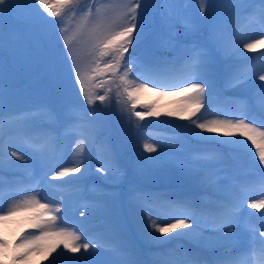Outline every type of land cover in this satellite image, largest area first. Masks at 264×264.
I'll return each instance as SVG.
<instances>
[{"label": "rangeland", "instance_id": "rangeland-1", "mask_svg": "<svg viewBox=\"0 0 264 264\" xmlns=\"http://www.w3.org/2000/svg\"><path fill=\"white\" fill-rule=\"evenodd\" d=\"M52 2H54V0H49V3ZM55 2H62V0H55ZM97 2L99 3L100 0H97ZM104 3L105 10L102 14L104 15L105 19L99 22L98 31H103L104 28L112 22H115L114 27L117 29L122 27L124 20H119L118 12L120 9H122V5L127 3V0H104ZM213 5L217 6V11H215V7L213 10L211 9ZM86 6L87 0H82V4L74 16L67 18L62 17V19H65V26L67 27L66 35L69 37H71L77 31L78 25L82 19L81 9ZM253 7L257 9L259 8L255 6L254 0H210V2L207 4L206 13H201L199 11L200 0H190L187 3V7L179 10L178 12L182 18L185 17V20L189 22H195L203 15L208 16L209 21L216 26L217 31L222 35L223 40L230 50V55H225L221 50H219V53L223 54L226 59L247 58L244 62L238 64L237 68H230L225 72L227 75L225 81L226 88L232 91H243L249 93L253 92L255 96L259 97L261 92L260 86L264 85V81L259 79L261 75H264V61L258 58L264 56V46L257 45L253 51H248L243 47V45L246 43L264 39V28H262L259 23L245 22V16L247 13L252 11ZM56 20L57 18L49 16L47 12H45L38 4L34 3L33 0H15L14 5L9 9V11L5 13L2 20L5 47L6 51L11 50L14 56L10 71L6 74L5 88H13L10 83L15 81L22 82V85L25 83L31 85L28 79L29 74L31 72H39V69L41 68L44 70L43 65L50 62V60L54 57L56 66L60 65L63 67V69L59 71L62 84L65 85L66 89H68V86H70V89L73 88V91L67 95L66 100H81L79 102L85 103L86 105L85 112L89 113L88 111L90 105L87 104L85 98L81 94L79 85L75 82L74 76L70 74L71 59L67 49L64 47L63 39L60 36L58 28L55 24ZM96 25L97 18L94 14L93 17L90 18L88 28L92 29L93 27H96ZM167 28L169 30L171 29L170 24L167 25ZM205 29L208 30L206 27ZM176 32L179 33L177 30ZM195 34L189 36V39H198L212 42V40L203 37L201 33L196 36ZM185 46L186 45L180 40V47L183 48ZM130 47H138V52L136 55L140 57L139 61L142 59H150L163 62L162 64L165 66L158 68L159 71H163L164 73L170 71V77L176 80L172 85H165L163 83H160L162 84L160 85L159 82L152 81L148 77L149 75L145 76L143 74V68L146 67L147 69L148 67H151V65L144 64V62L136 63V61L129 65L131 70L129 72L128 79L131 80L134 77H139V79L136 80L137 84L147 81V87L137 92L133 97V99L136 101V105L143 107L144 104L152 100V106L157 107V105H160L156 110L155 108L153 109V111L159 113V115L145 116L143 120H139L138 117L132 115L134 110L131 107V102L128 100L127 95L123 92V86L118 87V85H120L118 77L124 71L123 64L121 65L120 73H117L115 77L111 74V72L106 73L104 76H98L96 80L92 81L91 83L94 85L102 83V86L96 88L94 85H92L93 87L90 86L91 90L95 95H103L107 93L108 98L103 103H101L99 100H96L94 104L98 105L96 106L97 112H95V110H91V113L89 114L92 120L99 118V121L102 125L100 128V133L104 134V143H102L100 146L99 144L95 146V160L93 158V163L91 164L90 168H88V166L86 167V159H88L86 157L88 152H80L77 147V145L81 144L82 142L83 149L85 151L89 150L90 148L89 141L84 140L81 137L79 130L80 128H78V119H80L82 109L79 108L69 110L68 113L72 115L65 119V122L71 127L67 130L66 136L69 139L67 144L71 150H66L62 156V162L60 165H64L59 169V171L66 167L78 165L81 168V171L77 175L86 174L92 169L109 182L110 180L113 183H117L116 181L119 180V182L122 181V178L117 179L112 177L115 173L112 169H117V164H114V162L128 163L125 160L130 159V151L132 148L130 145H128L124 147V150L120 148L115 149L110 141L109 143H105L106 140L113 141L112 137H114V135L112 132L115 130L116 125H118L119 120H121V118H119L118 120L114 121L111 116V104L115 103L114 97H117V101H119L116 106L120 107L122 111L128 109L130 115L129 119L137 123L139 126L140 123H153V121H160L165 125L173 124L174 117L179 119L180 116L168 115L167 113H179L182 110L188 108L187 100L190 95H193V93H182L180 91L182 80H187V70L184 68V62L180 58L178 50L174 46L171 48L168 44V40L163 39L162 37L159 39H149L142 37L139 43H137L135 40L133 47ZM72 49L76 53L78 62L81 66V72L85 75L92 72V69L96 67L97 61H99L100 66L103 67L105 63L111 61L112 59L110 56L100 58L97 55L98 50L93 48L92 41L88 39L87 35L83 37L77 35L76 39L73 41ZM169 51L172 55L169 53ZM255 51L257 52L252 58H250L249 56ZM217 71V61L214 60V63L209 66L208 72L206 74H202L201 76V79L205 81V83L202 85L206 89L204 94L205 107L200 109V111L195 116V119L204 117L205 113H207L206 119H234L240 118L241 115L247 116L246 114L251 111V107L248 106L249 102H246L245 106L242 107V112L238 117L227 116L224 112L219 111L218 106H221V98L220 100L219 98H211L209 94L210 90L207 88L209 83L215 87V81L218 76ZM235 74L245 75L247 77L246 81L237 86H233L231 83H229V81ZM33 77L37 78V83L46 85L43 73ZM109 80H111L112 83H104L105 81ZM33 84H35V82ZM183 86L187 87L190 86V84L185 83ZM223 87L224 85L221 84L220 93L222 92ZM108 88H111L110 92L107 91ZM252 88L256 90L257 95ZM17 90L22 94L23 97L27 96L28 93L30 96H32L33 93L31 90L29 91V88H27L26 92L19 88ZM50 91L53 94L58 93L57 91L53 92L51 89ZM33 95H35L38 99L45 98L44 94H42L40 91L33 93ZM11 103L12 101L10 99L9 92L6 91L2 106L4 114H6L8 109L11 108ZM209 105H211L210 109ZM260 110L262 113H264V109H261L260 107ZM140 112H147V110L143 111L142 109ZM37 116L39 117L40 115ZM48 122L50 123V121ZM120 125L125 126L126 124L120 123ZM125 127H127L126 131L129 134L135 133L130 131L129 128L133 129L131 126H129V128L128 126ZM193 132H195L196 135L201 138L217 137L222 141L244 139L238 135L225 136L224 130L205 132L194 127ZM140 138L143 140L142 137ZM156 140L158 139L152 138L148 134L144 138L145 142L151 143L157 147V151L154 153L159 158L160 162H162L164 158H174L176 157L175 155L179 156L181 154L179 153L180 151L176 150L174 147H165L163 143L156 142ZM15 142H18L15 134H13L11 137L5 136V150H7L6 154L10 155L11 151H16L23 157V159L17 160L12 156L11 159L8 160L4 158V163L2 165L3 168L25 169L28 170L29 173L33 174L34 170L38 171L39 166L48 163V159L44 160V162L41 159H36L39 153L34 150L30 152L28 150L26 151L17 148L14 145ZM180 143L182 144L183 141L180 140ZM185 145L188 149L192 150L189 143H185ZM108 151H110V155L113 156L114 160L107 161L106 165H104L102 162L101 164L100 157ZM250 151L251 154L247 151H231V153L235 155L234 159L242 162L239 166L243 167V171L249 176L248 178L244 179V181L240 182L234 180V173L227 171L228 162L223 160L222 157H218L217 155L215 157H203V159L208 163L210 171L215 173L220 178V187L214 190L222 191L226 194H230L231 196L235 195L238 198L239 207L241 210L239 212L238 221L235 224L233 231L229 234L235 237L238 241V244L235 248V252L237 254L246 252L250 247L251 240L257 239L260 242L264 240V235L260 234L264 232V208L254 209L248 207V204L252 202L264 200V164H260L258 162V156L254 155L256 152L255 146H253ZM126 152L128 154H126ZM164 163L165 167L168 168V171L173 173L171 171L172 165H169L168 162ZM161 164L162 167H164L163 163ZM59 171H57V173ZM40 184L41 188L48 190L49 194L47 196L40 193L42 190L41 188L30 189L28 192L23 191L18 194H9L5 196V204L3 207L7 209L9 204L12 202H18L23 199L35 197L36 199L40 200L41 203H48L52 208L59 207L60 209H66L65 211L74 209L72 201L68 200L67 195L65 196L61 193L49 191L45 178L41 180ZM241 187L243 188L242 190ZM77 205V208H75L78 214L84 216L85 218H88L87 216H91V208L86 202H83L82 200ZM55 216L57 219L52 226L54 229L63 227L68 231L75 230L74 227H71L68 222L64 221L63 219L61 220L58 217L59 212L55 213ZM108 218L111 221V226L101 230L100 232L105 233L108 231L115 235L116 242L126 245L134 253L135 259L139 262V264H144L142 258L146 257L145 253L143 251L140 252L139 248L132 244L131 241L130 243H127L124 239L126 237L124 233H122V241L117 225L119 216L114 213H110L108 214ZM131 218L132 217L129 219ZM162 219H167V217L162 215ZM49 220H51V216L46 214L45 209L29 208L10 217L6 223L0 224V235L11 236L12 238V246L7 241L9 245V256L3 261V264H12L13 253L19 256L24 252H31V255H29L28 259L24 261L23 264H54V262L55 264H114V258L104 249H97L96 251H93V248L90 246L88 253H85L83 249H81V252L79 253H72L63 247V244L57 237H46L45 239L41 240L38 245H28L27 247L19 249L16 247L25 238H31L33 235L40 234V229L33 227L34 224ZM81 220L79 223H81ZM172 222H174V220ZM189 223H191V221H189ZM25 228H33L35 230H30L28 233L22 232ZM92 228V224L88 225V230ZM188 231H190L188 228H178L170 233H156V235L160 237V241L168 239L170 240L173 238V235ZM131 232L132 231L130 229L128 232V237L133 236ZM77 234L82 235L78 232ZM205 234L208 235L209 233L206 232ZM18 235L20 237L16 239V236ZM212 235H214V233H212ZM134 236L146 241L143 236L140 235V233H136ZM83 242L84 241L82 240L79 241V243ZM148 242L153 243L151 241ZM37 247L40 249V251H31ZM53 248H55L54 251L52 250ZM185 253H191L195 255L190 250H185L184 254ZM184 254L183 256L180 254H175L171 257V259H166L162 255H157V262L151 264H158V262L165 260H168L170 264H178V262L183 259ZM215 254L216 253L213 255L215 256ZM251 264H257V261H251Z\"/></svg>", "mask_w": 264, "mask_h": 264}, {"label": "snow or ice", "instance_id": "snow-or-ice-1", "mask_svg": "<svg viewBox=\"0 0 264 264\" xmlns=\"http://www.w3.org/2000/svg\"><path fill=\"white\" fill-rule=\"evenodd\" d=\"M33 2L43 8L49 16L57 18L55 24L71 59L70 74L74 76L81 94L89 105L94 104L96 100L103 103L108 98L107 93L95 95L90 87L91 82L96 80L98 76H104L108 72H111L115 77L117 73H120L121 65L123 64L124 71L118 77L120 82L118 87L123 86V92L127 95L128 100L131 102V107L134 110L136 101L133 97L137 92L147 87V81L137 84L136 80L139 77H134L131 80L128 79L131 70L129 65L134 63V58L129 57L125 60V54L129 52V48L133 45L134 39L139 43L145 27L142 21H146L151 17L149 10L154 7L158 13L163 10L164 15L162 18L170 22L171 29L174 30L176 24L181 22L180 14L173 11L179 9L181 0H156L155 4L149 3L148 0H127V3L122 5L124 8V11L121 13V18L124 20L123 26L117 29L114 27L115 22H112L103 31H98L99 22L105 19L102 14L105 10L104 0H100L99 3L97 0H87V6L81 9L82 19L77 31L69 37L66 35L67 27L65 26V19H62V17L74 16L80 8L82 0H62V2H55L54 0L52 3H49V0H33ZM209 2L210 0H200L199 11L201 13H206ZM14 3L15 0H0V166L4 163L5 136L11 137L13 134L21 135L23 125V119L21 117L6 116L2 110L6 93L5 78L14 60L12 51H6L2 20L5 13L9 11ZM142 4L144 5L143 11H141ZM259 5L258 9L253 7L252 11L247 13L244 19L246 23H259L264 28V0H259ZM94 14L97 18V25L89 29L90 18ZM138 18L140 19L138 20ZM138 24L141 32L134 37ZM182 27L186 36H192L199 32L201 28L206 27L212 39L213 47L223 51L225 55H230V50L223 40L222 35L217 31L216 26L209 21L207 15H203L195 22L184 20ZM77 35L82 37L87 35L88 39L92 41L93 48L98 50L97 55L100 58L110 56L112 58L111 61L105 63L103 67L97 61L96 67L92 69L91 73L87 75L82 74L76 53L72 49L73 41ZM168 44L178 50L179 56L184 62V68L187 70V80H182L180 91L182 93H193V95L188 97V108L179 113L170 112L167 114L178 115L181 119H188L191 125L205 132L224 130L225 136L238 135L244 138L228 140L224 141V143L231 148L247 151L250 154L251 148L255 146L256 152L254 155L258 156V162L260 164H264V120L257 124L255 119L249 120L245 115L234 119H206L207 113H205L204 117L192 119L201 108L205 107L204 94L206 89L202 86L205 81L201 79V76L202 74H206L209 66L214 63L213 47L203 46L194 42L191 47L185 46L181 48L180 41L175 39H169ZM257 45L264 46V39L246 43L243 47L248 51H253ZM258 59L264 61V56ZM43 69L46 86L53 92L59 90L62 87V81L54 57L50 62L43 65ZM246 79L247 77L245 75L235 74L229 83L237 86L244 83ZM259 79L264 81V75H261ZM104 83H112V81L109 80ZM185 83L190 84V86H183ZM101 86L102 83L94 85L96 88ZM260 89L258 103L261 109H264V85H261ZM107 91L110 92L111 88H108ZM243 103H246V101ZM210 108L211 105H209ZM50 115L54 116V114ZM132 115L138 117L139 120H143L145 116H157L159 113L153 110L147 112L133 111ZM91 134V130H89L86 138L91 139ZM23 139L25 146L29 148L38 143L36 139L28 136L26 133H23ZM77 147L80 152H83L82 142ZM143 149L149 153L157 151V147L148 142L143 144ZM10 155L17 160L23 159L16 151H11ZM177 166L181 167L187 174L196 178L199 187L205 193L220 187V178L210 171L208 163L203 158L195 157L190 160L180 161ZM112 170L114 172L118 171L115 168ZM80 171L81 168L78 165L66 167L60 170L57 176L63 177L69 173H79ZM209 204L211 206L206 207L202 202H198L190 196L174 199L169 198L163 193L137 191L129 202V212L136 219L138 230L146 241L162 243L156 233L164 234L170 233L178 228H188L190 231L181 232L179 235L190 238L204 248L212 249L216 253L211 260L202 259L191 253H185L183 259L178 264H251V261H257V264H264V247L257 249L254 241H250V247L246 252L239 254L235 252L238 241L229 234L233 231L239 218L241 209L238 198L233 195L224 201H209ZM248 207L254 209L264 208V200L252 202L248 204ZM29 208L45 209L46 214L51 216V220L34 224L33 227L40 229V234L22 240L16 246L18 249L27 247L28 245H38L46 237H57L60 239L63 247L72 253H79L81 249L85 253H88L89 247L91 246L93 251L103 248L114 258V264H139L135 259L134 253L123 243L113 242L105 245L100 241L88 240L87 237H85L83 243H79L81 235L77 234L75 230L68 231L63 227L54 229L52 226L57 219L55 213L60 212V208H52L48 203H41L35 197L12 202L7 209L0 203V224L6 223L10 217ZM162 214L167 219H162ZM173 220L174 222H172ZM206 232L209 234L206 235ZM260 234L264 235V232ZM52 250L54 251L55 248ZM31 251H40V249L37 247ZM29 255H31V252H24L19 256L13 253L12 264H23ZM8 256V242L6 239L0 237V264H3V261ZM158 264H170V262L165 260L158 262Z\"/></svg>", "mask_w": 264, "mask_h": 264}, {"label": "trees", "instance_id": "trees-1", "mask_svg": "<svg viewBox=\"0 0 264 264\" xmlns=\"http://www.w3.org/2000/svg\"><path fill=\"white\" fill-rule=\"evenodd\" d=\"M182 1L183 0H181V2ZM148 2L151 4H155L156 0H148ZM185 4H187V3H184V4L180 3L179 9H175L173 11L174 12L177 11L176 13H179L178 12L179 10L187 7ZM213 7H215V11H217V9H218L217 6L213 5ZM143 9H144V5L142 4L141 11H143ZM123 11H124V8L122 7V9H120V11L118 12L119 20L122 19L121 13ZM149 11L151 13V17L146 21H142L144 23L145 27L143 29V35L141 36V38L146 37L149 39H156V38L159 39L160 37H162L163 39H166L168 41H169V39H175V40H179V41L180 40H183V41L189 40V36H186L184 34V31H183L182 17H181V22L179 24H176L175 29L169 30L167 28V25H169L170 22L168 20L162 18L164 15L163 10H161L158 13L156 11V9L153 7ZM170 14H172V13H170ZM116 18H117V15H116ZM139 19L140 18H138V20ZM176 30L179 33H177ZM140 32H141V28L138 24L136 33H134V37ZM200 33L203 35V37L209 39V33H208V30L205 29V27L201 28V31L197 32L195 34V36L199 35ZM134 43H135V39H134ZM134 43H133V45H134ZM133 45H132V47H133ZM169 46L171 48L173 47L172 45H169ZM137 50H138V47H133V48L129 49V52L125 54L126 60L129 57L136 56V53L138 52ZM169 53L171 54L170 51H169ZM37 74H40V72H37ZM20 83H19V85H20ZM92 85H94V84L91 83L90 86L93 87ZM114 98H115V103L111 104V116H112V119L114 121L118 120L119 118H121V120H119L118 125H116L115 130L112 132V134L114 135V137H112L113 141H111V140H108V141H110L112 143V146H114L115 149L120 148V149L124 150V147L128 146V145H130L132 149L130 151V155H131L130 159L125 160L128 163L114 162V164H117L118 171H116L114 173L113 178H117V179L122 178L123 179L125 176H127V174L129 172L130 173L132 172L130 175L131 178L129 179V182L132 184L131 186L134 187L135 192L147 191V192H154L155 193L157 189H160V191L166 190V191H163L162 193L165 194L166 196H168L169 198H175L176 193L178 192V190L180 188H182V191L187 188L186 183L188 184V183L193 182L195 184L196 188L197 187L200 188L197 181H196V178L187 174L181 167L177 166L178 162L185 161V160H181L180 157L178 156V157H174V158H164V160H162V162H160L159 158L155 155L154 152L153 153L146 152L143 149V144L145 143V141H144L145 136H143V133L140 132L139 130H137V128H140L141 130L143 128H152V129H155L156 131L164 130V132H167V133H171L173 131H178V132H180V134L187 135L192 141L195 142L196 145H199L201 147L204 146V147H208V148H216L214 150L224 154L225 158H228V159L233 158V157L228 155V153H229L228 150L233 149V148L229 147L225 143H220V145L217 146L215 143L217 138H215V137H207V138L198 137V138H196L195 137L196 133L193 132L194 126L191 125V122L188 119H180V118L177 119L174 117V123L173 124L165 125L163 122L153 121V123H150V122L140 123V126H139L137 123H135L129 119L130 115H129L128 109L122 111L120 109V107L116 106V104H118L117 103L118 98L117 97H114ZM79 101H81V100H79ZM91 106L93 108H97L96 106H98V105L92 104ZM159 106L160 105H157V107H154L148 102V103L144 104L143 107L136 105L134 111L140 112V110H142L143 108H144L143 111L144 110H147V111L153 110L154 108L156 110ZM95 112H97V111L95 110ZM192 119H195V116ZM147 121H152V120H147ZM120 123L121 124L125 123L126 124L125 126H128V128H129V126H131L133 129L129 128L130 131L135 132L136 135L135 134H129L126 131L127 127L121 126ZM92 125L96 131V135H97L96 140H103L104 134L100 133V128L102 125L99 121V118L93 120ZM160 132H163V131H160ZM140 137H142L143 140ZM206 150H208V149H206ZM208 151H210V150H208ZM208 151H204V152H208ZM126 154H128V153L126 152ZM149 157H151V159H149ZM126 158H128V157H126ZM107 159L109 161L114 160L113 156H111V155H108L106 157V160ZM164 162H168L169 164H172L173 165L172 172H175V171H177V172L175 174H171V172L168 171V168H166V169L164 168L165 167ZM161 163H163L164 167H162ZM153 169H155V170H153ZM180 173H184V175L179 176ZM155 176H157V177H155ZM117 189L123 194V192L125 191V185L123 187V182H122V185L120 183H118Z\"/></svg>", "mask_w": 264, "mask_h": 264}]
</instances>
